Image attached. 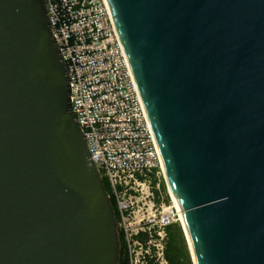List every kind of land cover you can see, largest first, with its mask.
<instances>
[{
    "label": "water",
    "instance_id": "1",
    "mask_svg": "<svg viewBox=\"0 0 264 264\" xmlns=\"http://www.w3.org/2000/svg\"><path fill=\"white\" fill-rule=\"evenodd\" d=\"M106 1L196 263L264 264V0ZM0 264H119L43 0H0Z\"/></svg>",
    "mask_w": 264,
    "mask_h": 264
},
{
    "label": "built area",
    "instance_id": "2",
    "mask_svg": "<svg viewBox=\"0 0 264 264\" xmlns=\"http://www.w3.org/2000/svg\"><path fill=\"white\" fill-rule=\"evenodd\" d=\"M43 2L67 66L72 111L117 206L119 264H197L166 257L167 229L180 223L181 210L161 194V154L107 1Z\"/></svg>",
    "mask_w": 264,
    "mask_h": 264
},
{
    "label": "trees",
    "instance_id": "3",
    "mask_svg": "<svg viewBox=\"0 0 264 264\" xmlns=\"http://www.w3.org/2000/svg\"><path fill=\"white\" fill-rule=\"evenodd\" d=\"M106 193H109V186L105 178L102 179ZM164 190V184L161 185ZM112 204L115 218H118L117 206L111 197L109 198ZM168 231V241L166 245V257L171 262H186L189 261V249L184 237L183 231L178 223L170 225L167 229ZM119 239V263L122 262L124 255V243L120 232H118Z\"/></svg>",
    "mask_w": 264,
    "mask_h": 264
},
{
    "label": "bare ground",
    "instance_id": "4",
    "mask_svg": "<svg viewBox=\"0 0 264 264\" xmlns=\"http://www.w3.org/2000/svg\"><path fill=\"white\" fill-rule=\"evenodd\" d=\"M162 158V157H161ZM162 172H163V176L165 178V181H166V184H167V187H168V193L170 195V198L173 200L174 204L180 209V206L176 200V197L173 193V190H172V187H171V184L169 182V179H168V176H167V172H166V169H165V165H164V162H163V159H162ZM181 210V209H180ZM182 223V229L188 239V247H189V251H190V255H191V258L193 261L196 262L195 260V257H194V254H193V251H192V248H191V244H190V241H189V237H188V234H187V230H186V227H185V223H184V220H183V216H182V213H181V216H180V224Z\"/></svg>",
    "mask_w": 264,
    "mask_h": 264
},
{
    "label": "rangeland",
    "instance_id": "5",
    "mask_svg": "<svg viewBox=\"0 0 264 264\" xmlns=\"http://www.w3.org/2000/svg\"><path fill=\"white\" fill-rule=\"evenodd\" d=\"M160 180H161V182H160V191H161V194L163 195V198H164V202L165 203H169L170 202V195H169V193H168V187H167V184H166V181H165V178H164V176L161 174L160 175ZM162 184H164V187H165V189L163 190L162 188H161V185ZM162 198V199H163ZM159 201L161 200V198H159L158 199ZM179 225H180V227H181V229H182V223L180 224V223H178ZM182 231H183V229H182ZM183 234H184V232H183ZM184 237H185V235H184ZM187 243V242H186ZM189 249V248H188ZM190 259H191V255H190V253H189V261H190ZM186 262H188V261H186Z\"/></svg>",
    "mask_w": 264,
    "mask_h": 264
}]
</instances>
